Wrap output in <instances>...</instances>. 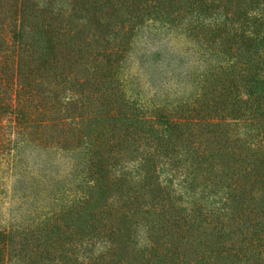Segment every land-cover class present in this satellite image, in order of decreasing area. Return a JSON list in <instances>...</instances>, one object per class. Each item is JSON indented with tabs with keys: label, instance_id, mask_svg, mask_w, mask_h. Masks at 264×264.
Returning <instances> with one entry per match:
<instances>
[{
	"label": "rangeland",
	"instance_id": "1",
	"mask_svg": "<svg viewBox=\"0 0 264 264\" xmlns=\"http://www.w3.org/2000/svg\"><path fill=\"white\" fill-rule=\"evenodd\" d=\"M93 1L30 0L26 7L19 9L16 0H0V79L8 89H13L9 94L12 98L8 96L10 102L13 99L9 111L19 103L21 94L30 95L26 107L32 111L26 110L27 120L32 125L26 128L25 136L13 128L21 118L19 113L7 112L0 120L5 127L0 132V233L3 230L10 233L13 247L24 248L27 240L64 239L63 232L70 226L77 235L86 236L94 255L103 254L102 236L92 237L88 217L78 208H71L86 198L91 199L88 206H93L98 196L103 195L109 201L117 200L116 191L102 192L98 188L87 151L94 147L103 154L104 139H118L115 123L132 128L136 133L130 134L133 145L139 137V127L160 128L166 123L165 119H179L187 111L198 115L202 106L205 108L199 115H207L204 102L209 103L215 93L214 77L210 73L217 66L229 77L234 74L239 77L245 68L252 69V73L261 70L264 74V43L259 40L264 39L263 23L253 22L250 28H245L248 38L228 40L230 34L223 42L212 38L214 33L207 26L211 23L216 27L218 21L224 19V8L220 7L223 0H205L210 6L201 14L197 13V7L180 9L187 0H126L131 3L128 14L133 18L123 25L115 11L121 0H107L104 11ZM71 8L76 11L74 20L68 18ZM256 13V9L249 12L251 16ZM9 21L24 28L17 42L6 32ZM86 22L92 24L88 25L93 30L99 33L101 29L106 35L100 38L106 54L100 52L95 64L89 50L96 45H89L93 38L91 32L70 31L72 26ZM238 25L229 23L231 34ZM115 29L120 30L116 31L117 36H112ZM221 45L224 48L232 45L230 52L218 51ZM240 59L241 62L236 63ZM23 85L27 88H22ZM244 85L242 81L239 90L246 91ZM26 89L28 94H25ZM257 94L264 95V82L255 89ZM241 95L247 98L245 92ZM194 99L200 100L193 104ZM194 107L198 110L193 111ZM45 122H48L46 126ZM188 130V127L183 128L185 134ZM140 142L138 140V144H142ZM131 147L133 150L125 155L128 159L124 162L129 171H134L139 156L132 157L137 151ZM170 164L157 163L156 174L162 186L172 178L177 191L175 201L187 208L194 200L199 201L201 211L210 217L222 205L221 189L212 188L211 195L201 198L204 186L197 179L198 187H194L195 192L191 194L183 183L188 173L186 167L194 171L190 162H185L176 173L177 168ZM225 183L224 180L217 184L221 188ZM187 191L192 195L189 198ZM149 197L150 194L145 199L140 198L147 203L146 208L160 203ZM159 210H152L149 215L163 219L159 217ZM163 211L167 219L178 226L175 221L178 214L166 207ZM56 222L61 228L54 227ZM228 222L226 216L224 224H230L225 225L228 231L237 228L232 226L233 222ZM145 224L142 219L131 229L132 239L138 241L140 247L146 241ZM175 226H166L165 236L159 241L160 256L155 255L152 264H173L177 260L171 255L175 246L169 244L170 235L179 231ZM234 239V236L229 238L228 244ZM0 264H10L2 254Z\"/></svg>",
	"mask_w": 264,
	"mask_h": 264
},
{
	"label": "trees",
	"instance_id": "2",
	"mask_svg": "<svg viewBox=\"0 0 264 264\" xmlns=\"http://www.w3.org/2000/svg\"><path fill=\"white\" fill-rule=\"evenodd\" d=\"M16 1L17 8L21 9L26 7L30 0ZM106 1L94 0L93 4L104 11ZM223 1L224 4L220 7L224 8V19L219 20L220 23L216 27L211 23L207 26L214 33L212 34L214 41H226L229 34L228 40L233 37L248 38L245 28H250L253 22L264 24V7H262L264 0ZM130 4L126 0H121L116 6L115 11L120 16L121 25L126 21H132L133 17H129L128 14V12L131 13ZM184 6L188 9L190 7V10L197 7L199 10L197 13L201 14L207 11L210 4L205 0H187L180 9H185ZM251 9H256L257 15L251 16L249 14ZM75 12V8L74 12L71 8L68 18L74 20ZM229 23L239 24L232 34L228 28ZM88 24L90 23L70 26V31L78 29L81 32H91L93 38L89 45L93 46L94 43L96 45L89 50L95 64L100 56L99 53L106 52L100 39L106 35H103L101 29L98 33ZM120 29H115L112 36L113 34L117 36L116 31ZM23 31L24 28H21L17 22L13 24V21H9L6 25V32L12 34L14 42L22 36ZM259 40L264 43L261 37ZM221 46L218 51L221 50V53L225 54H228L232 47V45H225L226 48ZM239 62L241 59L236 63ZM243 70L239 77L235 74L229 77L221 66H217L210 73L214 77L216 90L210 97L209 103L204 102L207 115H199L205 108L202 106L203 109L198 112V115L185 111L186 113L179 119H170L171 121L165 119L166 123L160 128L139 127L137 130L139 137L133 141V145H131L133 138L130 134L136 133L132 128L130 126L124 128L115 123L114 130L118 132V139L113 137L105 140V138L102 142L106 146V149L105 146L102 149L103 154L94 147L87 151L89 165L95 170L94 178L98 181V188L102 192L116 191L117 200L109 201L108 197L103 195L98 196L93 206H88L91 199L86 198L83 202H79V205H71V208H78L88 217L92 237L99 239L100 235L102 236L105 245L103 254L94 255L92 244L85 239L86 236L77 235L70 226L63 232L64 239L53 237L42 242L27 240L23 243L24 248L13 247L10 233L3 230L0 233V254L5 262L10 264H152L154 256H160L158 246L159 241L165 236L163 232L166 226H175L167 219V213L163 211L166 207L168 211L172 209L179 216L175 220L178 225L175 229L179 231L174 236L170 235L172 240L169 242L175 246L171 255L177 260L173 264H264V95H255V89L258 90L260 84L264 82V74L261 70L253 73L250 68ZM242 81L246 91L239 90ZM22 88L27 87L23 85ZM10 90L13 89H8L4 81L0 79V120L7 112L19 113L21 118H18L13 128L16 133L25 136L26 128L32 125V122L27 120L29 117L26 111L28 109L29 112L31 111L26 107L30 95L21 94L19 103L9 111L13 101L11 99L10 102ZM243 92L247 98L242 97ZM25 94H28L27 89ZM16 96L18 97L17 94ZM200 99H194L192 103L195 104ZM218 104L220 106H217ZM190 106H187V109H190ZM213 106H215L214 109ZM192 110L196 111L198 108L194 107ZM47 124L48 122L43 123L45 126ZM185 127L189 128L186 134L183 131ZM4 129L5 127L0 123V132ZM138 140H141L142 144H138ZM135 143L138 144L137 147ZM131 146H134V150L137 151L136 155L131 153L132 157L136 159V156H139V159H136L138 166L134 171H129L127 163L124 162L128 159L125 155L127 157L129 150H133ZM159 161L164 164L171 163L173 168H177L175 173L189 161L194 171L186 167L188 173L183 179L184 186L192 194L195 192L194 187H198L197 179H199L204 186L201 198L211 195L214 192L212 188L221 189L222 205L210 217L201 211L199 201H192L193 205L189 208L180 205L178 200L175 201L177 191L174 189L173 179H169L166 185L162 186L156 174ZM197 173L199 176H196ZM224 180L226 185L223 184L220 188L217 183ZM157 192L159 195L156 196ZM148 194H150V200L162 202L161 207L164 206L162 210H159L160 203L153 204L150 208L145 207L147 203L142 202L140 198L145 199ZM185 194H188V198L192 196L189 191ZM152 210H159V217L163 216V219L151 217L149 213ZM226 216L228 223L233 222L232 226H236V229H230V231L226 229L225 225H230L224 224ZM142 219L146 222L143 226L146 241L140 247L139 242L132 239L134 236L131 229ZM54 227L61 228L58 222ZM227 232L230 234L226 235ZM232 236L235 237L234 242L228 244Z\"/></svg>",
	"mask_w": 264,
	"mask_h": 264
}]
</instances>
